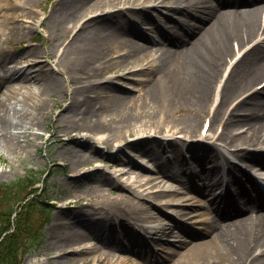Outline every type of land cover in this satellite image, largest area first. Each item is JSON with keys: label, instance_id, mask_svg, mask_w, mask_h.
Returning <instances> with one entry per match:
<instances>
[{"label": "bare ground", "instance_id": "obj_1", "mask_svg": "<svg viewBox=\"0 0 264 264\" xmlns=\"http://www.w3.org/2000/svg\"><path fill=\"white\" fill-rule=\"evenodd\" d=\"M149 1L156 4V9L148 8ZM138 2L142 4L141 7L136 5ZM27 5H30V2L18 3L22 8ZM162 6L164 7L161 8ZM2 7L6 10L15 8L7 3H0V11ZM142 8L145 9L142 11ZM155 11H158L157 15H154ZM12 13L7 15L8 37L19 39L26 31L36 29L32 22L20 19L22 16L34 19L37 16L35 10L30 8L23 14ZM91 13L95 15L90 17ZM43 14L45 15L44 11ZM141 17L145 22L142 21L143 25L136 31L140 40H129L124 35L129 29L133 31L131 28L137 26L135 21H140ZM79 18L81 19L78 21ZM44 19V22L38 19L40 25L47 22L53 32L67 36L62 43L57 41L42 53L28 49L24 56L16 60L14 56L0 59V147L5 151L14 152L13 154L27 151L24 142L29 144L31 135L38 138L35 129L42 127L49 117L53 95L60 91L65 93L64 81L55 75L60 71L69 74L74 84L72 98L66 108L70 118L67 127L73 126L75 122L78 124V131L85 130L93 134L83 136L85 141H77L73 146L64 148L65 152L70 154L72 167L75 169L78 165L96 160L97 154L101 155V148L91 140H95L98 135V143L109 142V138L100 137L98 128L103 129L100 132L111 131L115 126L113 118L120 117L115 114L117 111L126 112L122 113L121 121L129 124L128 129L144 127L149 122L153 123L157 117L155 123H159L161 119H169L168 121L181 124L184 131L194 132L201 111L215 87L212 86L213 79L222 76L227 58L233 54L235 45L240 48L254 39L258 40L244 55L240 65L231 71L224 85V93H234L244 87L249 89L253 81L264 74V46L263 39H260L264 34V0H64ZM82 19L83 22L78 25ZM70 50L71 63L66 62ZM53 57L58 60L48 67L46 62L50 63ZM11 60L15 61L12 65ZM22 60L28 61L26 67L17 65ZM113 68L131 71L130 75L120 74L140 84L138 101L142 106L147 104L152 109L136 115L128 108L133 103L129 96L117 92L114 88L103 92L101 84L112 82V77L105 76V73ZM140 73H145L147 77H132L140 76ZM92 78L99 81L95 98L89 95ZM172 91H191L192 100L198 105L196 108L201 109L198 115L180 119V122L172 120V110L165 106L166 101H170L167 94ZM160 94L161 96H158ZM259 98L258 95L249 101L250 113L237 118L229 115L223 139L226 144L237 140L249 145L264 143V95ZM221 109L222 106H218L213 114L207 111L205 119L211 116L212 121H215ZM109 118L112 120L108 122ZM243 123L248 126L246 131L227 133L229 128L240 129ZM54 128L55 135L61 131L68 134L70 132L69 129L60 130L57 123ZM147 134L146 131L137 133L139 138L147 137ZM126 141H114L112 149L119 150L121 146L126 145ZM157 142L160 146L171 143L166 138L157 139ZM214 146L200 140L187 148L186 153H180L177 148L173 149V155L166 158L156 170L161 175L154 178H144L145 175L133 168L137 163L132 167L126 165L131 164L130 162L122 164L124 168L118 175H127L128 180L134 177L130 183H124L110 174L100 178L102 172L99 168L102 164L74 176L75 187H82L88 181V184L99 188L109 211L106 215L95 218L72 213L75 224L71 228L60 227L62 217L56 219L58 225L55 224L56 227L50 232V236L60 240L66 238L68 244L55 245V254L51 260H55L54 264H113L116 258H119L121 249L136 251L139 256L145 252L139 249H147L145 246L151 248V243H154L160 249H149L153 253L163 252L174 257L180 250L174 264H242L243 260L248 262L249 258H245L250 251L256 248L258 243H263L264 246V235L262 238L248 241L253 228L257 223L264 222V217L262 218L261 214L259 218H254L253 215L238 216L246 210L253 212L252 207L264 210V200L251 196L246 191L243 186L245 183L236 172L243 176L247 183H253V178L240 167H229L224 175L221 174L219 167L222 160ZM186 154H189L190 160L186 158ZM203 156L208 157L204 161L208 160V163L212 164L211 170H202V173H206L204 179L199 176L194 178L193 174L187 176L185 172L179 174L185 167L196 166ZM246 159L249 162L247 165L264 171V152L248 151ZM177 160L184 162L169 165ZM175 170H178V173H175ZM2 174L3 171H0V175ZM111 179H116V183L112 184L113 188H108L105 183ZM170 180L178 182V186L168 195H174L181 189H193L202 196L212 190H215L213 193L220 191L210 206H205V201L197 196H189L186 200L179 197L169 199L166 204L168 207L174 206L175 210L168 208L173 216L170 217L171 223L165 226L161 223L153 227L135 224L134 220H141L143 217L148 218L145 221L148 224L157 217L153 211L157 206L147 205L145 199L152 197L157 201L163 193L158 191L144 194L149 188L148 185L153 182L156 187H163ZM229 187L239 194H245L246 201L242 206L246 207L231 200ZM139 188L144 191L139 192ZM218 199L220 202H217ZM208 201L210 202L209 199ZM75 202L77 208L84 207L81 199ZM196 207H205L213 216L200 231L183 228L181 223L191 219ZM204 219L201 217L197 222ZM171 224H174V228L180 227L179 236L175 241H169L174 236ZM260 227H264V224H260ZM113 234L120 240L126 237L124 241L127 245L123 242L113 244ZM144 234L149 238H145ZM233 234L237 237H231ZM89 237L99 239L106 245L103 246L106 249L101 251L102 246L97 244L81 247ZM201 237L205 241L193 242ZM68 245L72 248L68 249ZM136 245L140 247H134ZM183 248L185 250L181 251ZM261 256V261L264 262V251Z\"/></svg>", "mask_w": 264, "mask_h": 264}, {"label": "rangeland", "instance_id": "obj_2", "mask_svg": "<svg viewBox=\"0 0 264 264\" xmlns=\"http://www.w3.org/2000/svg\"><path fill=\"white\" fill-rule=\"evenodd\" d=\"M21 1L30 2V5H27L22 8V6H18V3H21ZM64 0H0V3H7L10 6H15L14 10L12 9H4L2 7V10L0 11V59L5 56H14L15 60L19 57H22L25 55L26 50L28 49H34L40 53L42 51L49 50L51 45L53 46L54 43L57 41L63 42V40L67 36H62L57 34V32H53L51 29V26L48 24H43L40 26V23L38 24L39 20L44 19V14H42L43 9L46 10L47 15L52 12L53 9H55L59 4L63 3ZM33 9L37 12V16L34 19H29L26 17H20L24 22H32L33 26H35L36 29L31 32H27L25 35H21L19 39H14L11 37H8L6 34L7 26H8V20L7 15L11 14L12 12L14 14H23L28 11V9ZM41 12V13H40ZM5 13L6 16H5ZM12 13V14H13ZM158 14V11L154 12V15ZM92 15H95L94 13L89 14L91 17ZM70 18V17H67ZM39 19V20H38ZM81 18L78 19V21ZM45 21V20H44ZM43 21V22H44ZM83 22V19L78 23L80 25ZM138 26L135 28H131L132 30H128L126 35H124L129 40H140L138 35L136 34V31L141 27V23H137ZM247 45V44H246ZM262 45L264 46V42H262ZM232 45H230L231 47ZM56 51V49H55ZM72 51H69V57L66 58V62L71 63V53ZM233 57V54L230 55L227 58V61L229 62L230 59ZM58 60L57 57H53L50 59V63L46 62L47 66L50 67V65H54L55 62ZM27 60H22L18 66H25L27 64ZM225 65L224 72L222 73V76L220 78H214L212 86L214 87L213 91H211L210 98L205 103L202 111H201V117L199 120V123L195 129L194 132L190 130L183 129L181 124H176L172 121H168L169 119H161L159 116V123H155L157 120V117L153 123H148L144 127H134L128 129V123L121 121L122 120V113H126L125 111H117L115 114H119L120 117H115L113 120H115V126L111 131H103L102 128H98V132L101 138H109V142L107 144H101L98 143V139L96 135L95 140H91L92 143L99 146L101 148V155H96V160H92L89 164H81L77 166V169L72 167V160L70 154L68 152H65L64 148H69L70 146H73L77 141H85L83 136H90L93 135L89 132H86L85 130L78 131L77 127L78 124L74 122L73 126L67 127V122L69 121V114L67 115V105L71 101V91L74 87L73 82H71L70 75L66 74L64 71L58 72L57 77H60L64 81V89L65 93L62 91L57 92L53 95L54 101H52V108L49 109V117L46 118V122L42 127H38L35 129V132L39 135L38 138H35V135H31L29 144L24 142V145L26 147V152L20 154H13L14 152L5 151L0 147V171H3V174L0 175V184L6 183V182H12L24 175H26L27 172L33 171L37 174L42 175V178L45 179L42 180L41 186L43 187L46 185L48 187V195L53 199V206L51 207V214L49 217V222L46 224L45 228L42 232V241L40 246L37 247V249H34L32 252H30L28 255L25 256L23 264H54L55 260H51L53 254H55V245L61 244L66 245L68 244V241L66 238L58 239L56 237H51L50 232L55 229L56 225H58V221L56 219H59V217H62L60 220V227H68L71 228L75 224V220L73 219L72 213L76 214H83L87 215L89 218H95L98 216H104L108 213L109 209L105 205V201L102 198L101 190L91 184H88L89 182H85V185L82 187H75L76 181H74V176H78L80 172L91 170L93 167L96 166V162L104 163L106 167H102L101 171L102 176L100 178L106 177L108 174L114 176V178H117L120 171L124 168L122 164H126L127 162H130L131 164H126L130 167H132L134 164L137 163V166L133 167L136 171L142 173L145 175L144 178H154L158 177L161 174L157 173L158 166L166 160V158H170L173 153L172 150L177 148L180 150V153H186L187 148L192 147L193 143L197 141V137L199 134V131L201 129V126L203 124V121L205 119V114L207 111H211V114H213L214 110L218 106H222V109L219 111V114H217V117L215 121H213V129L212 133H217L220 125L222 124V121L224 120V116L227 114L225 112L226 108L230 107L231 103L235 101L239 96V94L243 93L247 89L244 87L242 89H238L234 91V93H224V85L226 83V80L228 79L230 73L232 70H227V63ZM15 61H10V64H14ZM241 63V62H240ZM239 63V65H240ZM63 69V67L61 68ZM122 69V68H121ZM119 68H113L110 69L108 72L105 73V76H111L112 82H103L101 84V88L103 92L114 88L117 92H121L126 96H129L131 100H133V103L131 104V107H128L131 112L134 114H140V112L149 109H152L151 107L147 106V104H142L138 101V95H140L139 87L140 84L136 82L135 80L131 78H127L123 76L120 73H126L127 70H122ZM236 69V68H235ZM128 74L130 75L131 72ZM127 74V75H128ZM100 77V76H99ZM98 77V78H99ZM133 78H146V74L143 73L140 76L134 75ZM264 77V74L258 78V80L253 81V85H256L261 81V79ZM92 88L89 92V95L93 98L97 95V86L99 81H97V78H92ZM95 83V85H94ZM219 84V87L217 89V85ZM264 90L258 91L257 93H248L245 94L244 98L241 99L240 102H238L237 105H235V108L231 115H233L234 118L244 116L248 113H250V105L249 101L253 97H257L259 95L260 98L263 97L264 93H262ZM191 91L186 92H171L167 95L168 98H170V101H166V105L168 108H170L171 115L170 118L172 120H178L180 122V119L183 118H189L190 116L198 115L200 112V108H196L198 106L195 101L192 100ZM250 94V95H249ZM249 95V96H248ZM158 96H161L158 95ZM236 98V99H235ZM259 98V99H260ZM130 100V101H131ZM182 101L185 103L183 104ZM179 103H182L180 105ZM140 107V108H138ZM145 107V108H144ZM142 108V109H141ZM161 115V114H160ZM139 116V115H138ZM142 117V116H140ZM163 117V115H162ZM229 119V118H228ZM109 120L112 119H108ZM212 121V120H211ZM224 122V121H223ZM228 122V120H227ZM55 123L58 124L59 129H69V134L65 131H61L57 133V135L54 134ZM227 124V123H226ZM103 126V125H102ZM248 126L243 123L242 127L240 129L234 128V129H228L227 133H239L241 131H246ZM142 131H146L149 133V138L141 140L138 143L133 144L131 147H125L124 150H120L115 155L113 152H109L110 146H112V143L114 141H118L121 139H127L130 138V136H134L137 133H140ZM245 134V132H243ZM169 135V136H168ZM224 133L223 136L220 138L219 142L217 143L216 147L218 146H224L225 141L224 139ZM166 138L171 143H168L167 145L160 146L157 142V139ZM81 139V140H80ZM90 141V140H89ZM86 144V142H83ZM198 143V142H197ZM226 146L232 147V149H235L236 151H233V155L236 157V159L240 163L241 169L245 170L249 174H251L253 177L255 175V172H257L258 167L256 166H250L247 165L249 162L247 161V154L248 151L253 150H262L264 151V143L263 144H257V145H249L244 144L242 141L237 140L232 143L227 144ZM238 148V149H237ZM20 151V150H19ZM21 152V151H20ZM131 152V153H129ZM209 155V153H207ZM187 159L191 158L189 157V154L185 155ZM208 157H200L201 161L196 166L193 167H185L182 172L179 174H182L183 172L186 173L187 176L194 175V178L196 176L201 177L204 179L206 176V173H202V170L209 171L211 167H209V163L205 162L204 160ZM190 160V159H189ZM188 161V160H187ZM184 161H173L172 163H169V165L172 164H180ZM97 164V165H98ZM121 164V166H120ZM223 166L225 168L233 167L231 165H228L226 162H223ZM227 167V168H228ZM78 171V172H77ZM198 171V172H197ZM175 173H178V170H175ZM237 176L243 180L245 183L244 185L249 190L250 193L255 194L252 187L249 183H247L246 179L241 176L239 173H237ZM120 181L124 183H130V180L134 177H131L130 180H128V176L124 175L121 177H118ZM186 180V179H185ZM113 183H116V179H111L110 182H106V186L108 188H113ZM88 184V185H87ZM243 185V186H244ZM178 186V182L174 180H170L166 186L163 187H156L154 183H150L148 185V190L144 191L143 188H139V192H143L144 194L147 193H155L158 191H162V195L160 196V200L155 201L152 197L145 199V203L147 205H155V210H153L156 213V218L151 220L154 224H159L165 222L166 224H170V217L166 215L165 212H168V208H171L175 210L174 206H165V202L169 201V199L174 197H179L183 200H186L189 198V196H197L199 199L205 201L203 204L205 206H210L212 200L215 199L216 194L220 191L217 190L215 193L212 190L210 193H208L205 196H202L201 194L197 193V191L193 189L189 190H179L174 195H168L171 193L173 188H176ZM230 192L232 195V200L236 201L241 206L244 205V197L243 195H240L238 192L230 188ZM81 199V201L84 204L83 208H77L76 207V200ZM210 200V202L208 201ZM140 200V199H139ZM143 200V199H141ZM220 202V200H218ZM246 207V206H242ZM50 208V207H49ZM254 210L253 212L246 210L243 214L239 215L238 217H244L245 215H253L254 218H259L260 214L262 218L264 217V210L258 209L257 207H252ZM62 215V216H61ZM213 214H209L205 207H196L194 210V214L192 215L191 219L181 223V226L183 228L188 229H194L196 231H200L204 228V225L206 221H203L201 223H198L197 220L201 217L203 218H211ZM64 218V219H63ZM148 218L143 217L141 220H134L133 222L139 223L141 221H147ZM219 222L222 223V221L218 218ZM168 223H167V222ZM56 224V225H55ZM165 224V225H166ZM260 224H264V222H259L256 224V226L253 228L252 232L250 233V239L248 241H252L256 238H262L264 235V227H260ZM170 227L174 228V224H171ZM180 227L174 228V236L169 239V241H175L179 236ZM241 235L240 233H238ZM114 238L112 240L114 243H124L127 245L126 241L120 240V238L116 237L113 234ZM184 237H186L185 234H183ZM231 237L236 238V234H233ZM206 239V238H205ZM109 242H111L109 239H107ZM205 241L202 237L197 238L193 242H201ZM100 245L101 251L105 250L103 246H106L104 243H102L99 239L91 238L89 237L82 243L81 247L83 246H92V245ZM128 246V248H130ZM134 247L139 248V245H136ZM147 249H139L141 251H145L142 255H137L136 251H127L125 249H121L119 253V258H116V261L113 264H174L176 260V256L180 254V250H178V254L174 257L164 254L163 252H151L149 249H156L159 248L156 246V244L151 243V248H148V246H145ZM72 247L68 245V249H71ZM185 250V248L181 249V251ZM264 251L263 243H258V246L250 251L248 254L246 260L249 258L248 262L242 261V264H264V262L261 261L263 256H261L262 252ZM72 264V263H71Z\"/></svg>", "mask_w": 264, "mask_h": 264}, {"label": "trees", "instance_id": "obj_3", "mask_svg": "<svg viewBox=\"0 0 264 264\" xmlns=\"http://www.w3.org/2000/svg\"><path fill=\"white\" fill-rule=\"evenodd\" d=\"M38 180L35 175H27L0 184V238L14 223L13 231L0 240V264H22V256L38 243L36 213L47 214L34 188Z\"/></svg>", "mask_w": 264, "mask_h": 264}]
</instances>
